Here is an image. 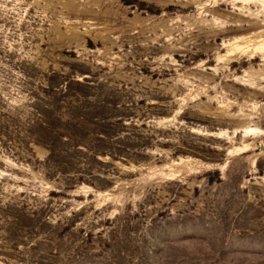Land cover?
<instances>
[{"label": "rangeland", "instance_id": "1", "mask_svg": "<svg viewBox=\"0 0 264 264\" xmlns=\"http://www.w3.org/2000/svg\"><path fill=\"white\" fill-rule=\"evenodd\" d=\"M257 21L0 0V264H264V63L228 58Z\"/></svg>", "mask_w": 264, "mask_h": 264}, {"label": "bare ground", "instance_id": "2", "mask_svg": "<svg viewBox=\"0 0 264 264\" xmlns=\"http://www.w3.org/2000/svg\"><path fill=\"white\" fill-rule=\"evenodd\" d=\"M236 3H240V4H244V5H248L251 3H257V4L262 6L264 3V0H257V1H254V0H236ZM236 11H238V10L236 9ZM250 28L256 29L254 34H252V36L250 38H244L243 39V40H246L244 42V45H241V46L238 45V46L232 48L228 58L232 57L231 55L241 54L243 56H247L248 54H252L253 52L254 53L256 52L257 56H250L249 60H253L254 58L261 57L262 59L260 60V62L264 63V24L259 23L258 21L255 23L252 22V24H250ZM250 131L251 130H248V132H250Z\"/></svg>", "mask_w": 264, "mask_h": 264}, {"label": "trees", "instance_id": "3", "mask_svg": "<svg viewBox=\"0 0 264 264\" xmlns=\"http://www.w3.org/2000/svg\"><path fill=\"white\" fill-rule=\"evenodd\" d=\"M48 151H49V153L51 154V152H52V149H51V148H48Z\"/></svg>", "mask_w": 264, "mask_h": 264}]
</instances>
